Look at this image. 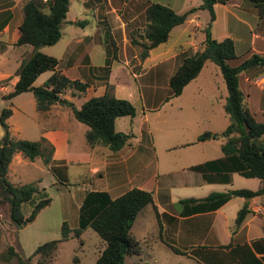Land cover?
Segmentation results:
<instances>
[{"label": "crops", "instance_id": "obj_1", "mask_svg": "<svg viewBox=\"0 0 264 264\" xmlns=\"http://www.w3.org/2000/svg\"><path fill=\"white\" fill-rule=\"evenodd\" d=\"M26 1L28 0H0V42L5 44L0 50V81L5 80L0 86V109L7 105V100L2 99V95L13 90L18 80L16 73L20 63L32 51L29 45H15L19 35L18 26L22 20L21 8ZM36 1L46 11V0ZM79 2L82 12L69 17L68 10L61 38L49 46L61 44L63 51L55 54L50 49H44L47 46L40 49L57 58V68L67 77L87 83L86 91L79 97L63 94V98L72 101L77 107L90 97L102 95L106 90V83L113 85L115 96L125 98L134 105L137 101L143 104L146 99L159 96L161 86L166 90L163 102L168 101L182 96L188 90L186 88L198 80L207 65L208 61L199 74L184 86L181 94L166 100L171 94L170 77L183 59L203 44L204 28L210 18L206 9L190 13L185 22L174 26L168 39L152 48L142 61L129 37L132 29L144 26V10L149 2L160 3L177 13H183L198 6L200 0ZM102 3L105 10L99 7ZM257 4H264V0H225L224 3L214 4L215 18L209 27L212 38H231L236 54L238 49L243 53L249 50L264 52V7L259 15ZM84 15H91L94 21L86 19ZM97 46L103 52L100 53L99 60L95 61ZM2 59L5 60L3 65ZM107 60L110 61L108 66ZM105 66L108 67L107 70ZM45 73L47 75L39 84H35L37 79L34 81L35 86L41 85L49 77L50 72ZM251 73L254 75L251 76ZM260 75H264V69L260 67L244 72L242 88L244 100L247 97H260V102L255 103L254 107L246 105L250 113L261 121L264 120V84H258L255 80ZM28 93L31 94L23 92L12 99L13 112L7 119L9 129L17 138H46L54 147L52 159L57 169L56 176L40 158L29 161L16 153L9 164L8 177L9 172L18 174L23 166H33L36 160H40L48 172V187L59 190L60 186H77L78 218L79 207L91 192H105L110 198L131 188L151 192L153 204L139 211L131 227V233L140 242L141 250L135 254L134 259H131L132 255L126 256L123 264L128 257L132 263L137 264L144 253L142 243L150 240L158 247L161 246V249L148 252L146 256L152 263L144 264H264V194L250 199L234 196L217 207H211L209 202L201 200L213 192L222 193L240 188L256 190L261 185L258 178H247L237 172H222L220 178L223 179L209 181L201 172L191 168L222 158L224 154L221 144L224 138L199 141L201 133L187 142L156 138L151 134V126L146 125L147 114L142 110L141 116L136 112L133 117L116 118L115 129L132 134L122 148L112 151L103 145L89 146L85 140L87 126L77 121L65 105L57 103L46 113L38 112L36 119L39 120V125H33L24 103L18 100ZM152 110L154 109L150 108ZM17 113L22 116L15 119L13 128L12 118ZM226 126L207 125L203 131L219 133ZM22 128L29 133L33 131L32 136L21 134ZM2 134L0 126V138ZM30 181H39L41 193H44L47 186L42 175ZM245 204L248 212L241 224L236 226L237 213ZM146 213L152 217L151 222L138 225L139 220L144 222L143 216ZM77 239L82 240V236ZM59 246L55 256L47 264H63ZM103 247L104 243L93 255L95 264ZM82 254L79 255V251L72 253L69 263L82 264L80 258H83L84 253ZM32 264H38L36 256L32 258Z\"/></svg>", "mask_w": 264, "mask_h": 264}, {"label": "trees", "instance_id": "obj_2", "mask_svg": "<svg viewBox=\"0 0 264 264\" xmlns=\"http://www.w3.org/2000/svg\"><path fill=\"white\" fill-rule=\"evenodd\" d=\"M224 2L225 0H200L198 6L183 13H177L160 3L149 2L144 10V26L129 32L130 42L137 48L138 58L142 61L152 48L166 41L171 29L184 23L190 13L206 9L210 14L204 28L205 39L202 46L185 57L170 77L171 94L166 100L181 94L184 86L199 74L205 62H213L226 86L227 96L223 108L229 123L219 133L204 131L198 136V140L224 138L221 144L224 156L191 168L201 172L209 181L221 180L222 172H237L247 178H258L261 182L256 190L240 188L210 193L201 200L209 202L211 207H217L234 196L250 199L264 194V120H257L250 113L242 88L244 72L255 67L264 69V52L249 50L238 55L231 38H212L209 27L215 18L213 6ZM69 4L70 0H46V11H43L36 0H28L21 8L22 20L18 26L19 35L15 45H29L32 51L20 63L16 73L18 80L13 90L2 95L7 100V105L0 109V126L3 131L0 138V203L7 204L10 223L16 230L32 222L38 212L51 202V198L44 197L34 202L30 214L23 215L22 204L31 201L41 189L39 181L21 184L10 181L8 169L13 156L19 153L29 161L40 158L55 176L57 169L52 159L54 147L46 138L31 140L16 138L11 134L7 119L13 112L12 99L15 96L31 92L39 113H46L57 103L67 106L75 119L87 126L85 140L89 146L103 145L117 151L132 136L131 133L115 129L117 117L135 116L136 109L132 102L115 96L113 85L106 83V90L102 95L90 97L77 107L72 101L63 98V94L79 97L86 91L87 83L67 77L57 68V58L40 50L44 46L55 44L61 38ZM257 7L259 15L262 14L264 4H257ZM4 47L5 44L0 42V50ZM109 62L107 60V66ZM104 68L108 69L106 66ZM45 72H50L49 77L41 85L35 86L34 81ZM4 82L5 80L0 81V86ZM151 204L152 194L144 189L131 188L115 198H110L105 192H91L79 207L77 227H70L63 221L60 237L37 245L28 257L22 256L17 246L0 242V264H9L13 259L16 264H32L34 256L37 257L38 264H47L55 256L61 242L79 238L87 227H91L104 243L96 263L123 264L126 256L137 254L141 250V244L132 235L131 227L139 211ZM247 212L245 204L237 213L236 226L241 224Z\"/></svg>", "mask_w": 264, "mask_h": 264}, {"label": "rangeland", "instance_id": "obj_3", "mask_svg": "<svg viewBox=\"0 0 264 264\" xmlns=\"http://www.w3.org/2000/svg\"><path fill=\"white\" fill-rule=\"evenodd\" d=\"M69 5V17H72L73 14H80L82 12L79 0H70ZM99 7L101 10H105V5L103 3L99 5ZM89 14H91V12ZM84 17L90 21H94L91 15H84ZM60 45L61 44L52 47L47 46L44 49H50V52L59 54L58 51H63ZM102 52L100 46H97L96 55L94 57L95 61L99 60L100 53ZM237 52V54H241L244 51L238 49ZM4 63L5 60L2 59L1 65ZM206 64L200 76L197 78L198 80L189 85L186 88V90H188L182 94V96L163 102L166 90L164 86H161L159 89V96L146 99L143 104L140 101L135 103L134 106L137 115L141 116L142 110L147 114L148 121H146V125L151 126L152 136L156 138H167L176 142H187L194 140L197 134L204 132V127L207 125H227L229 123L228 116L222 107L224 97L226 96L224 80L218 67L213 62L208 61ZM45 75H47V73L41 74L37 78L35 84L37 85L44 80ZM253 75L254 73H251V76ZM247 76H249L248 73ZM18 100L24 103L25 109L29 112L27 115L30 117L32 124L39 125V120L36 119L39 114H37L38 111L35 109L32 94L28 93L20 96ZM258 102H260V97L255 98L254 96L245 99V104L250 108L254 107L255 103ZM150 108L154 110L150 111ZM21 116L22 115L19 113L13 116L11 122L13 128L15 127V119ZM259 118L262 119L263 117ZM81 126L85 127L83 124H81ZM20 132L21 134L26 133L28 137H31L33 133V131L29 133L25 128H22ZM38 166L40 168H38ZM18 172V174L9 172V179L14 183L28 182L42 175L45 186H47L44 193L42 192L43 194L41 192L35 194L31 201L22 204V213L24 216L30 214L34 202L44 197L51 198V202L38 212L32 222L17 230L10 223L7 204L0 203L1 244L15 245L22 256L28 257L32 254L37 245L60 237V229L63 221H66L70 227H77L79 201L77 199L76 185L72 187L60 186L59 190L48 187V181L46 180L48 172H46L45 166L41 164L40 160H36L33 166L30 164L23 166ZM143 217L144 222L141 223V219L138 225L147 224L152 220V217L148 213L144 214ZM137 228L139 229V226H137ZM81 236L82 240L72 238L60 244L59 251L62 256L60 260L63 264H70L69 256L76 251H79V255L82 254V252L84 253L83 258H80V260L82 259L83 261L82 264H95L92 260L93 255L97 253L103 241L91 227H87L82 232ZM160 247L152 240L142 243V250L144 253L141 259L142 261L138 260L137 264H144L145 262L152 263V260L146 256V254L148 252L152 253L157 251L161 249ZM132 256L133 258L131 259H134L135 254H132ZM131 259L128 257L125 264H134ZM9 264H16V260L13 259Z\"/></svg>", "mask_w": 264, "mask_h": 264}, {"label": "built area", "instance_id": "obj_4", "mask_svg": "<svg viewBox=\"0 0 264 264\" xmlns=\"http://www.w3.org/2000/svg\"><path fill=\"white\" fill-rule=\"evenodd\" d=\"M255 80L258 84H264V75L256 77Z\"/></svg>", "mask_w": 264, "mask_h": 264}]
</instances>
